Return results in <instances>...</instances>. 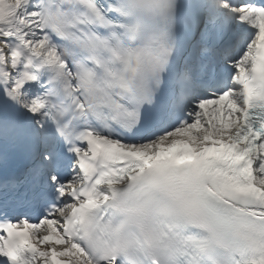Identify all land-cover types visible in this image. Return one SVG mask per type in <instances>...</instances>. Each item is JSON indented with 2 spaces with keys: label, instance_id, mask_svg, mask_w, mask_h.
<instances>
[{
  "label": "snow or ice",
  "instance_id": "snow-or-ice-1",
  "mask_svg": "<svg viewBox=\"0 0 264 264\" xmlns=\"http://www.w3.org/2000/svg\"><path fill=\"white\" fill-rule=\"evenodd\" d=\"M0 264H264V0H0Z\"/></svg>",
  "mask_w": 264,
  "mask_h": 264
}]
</instances>
